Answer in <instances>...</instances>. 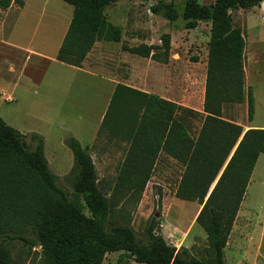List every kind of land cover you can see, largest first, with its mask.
<instances>
[{
    "label": "trees",
    "instance_id": "16d2710c",
    "mask_svg": "<svg viewBox=\"0 0 264 264\" xmlns=\"http://www.w3.org/2000/svg\"><path fill=\"white\" fill-rule=\"evenodd\" d=\"M61 1L73 10L56 61L80 68L96 42L121 41L120 28L105 17V9L119 0ZM262 2L185 0L179 10L173 0H156L149 6L152 15L171 24L180 20L187 30L200 23L210 25L204 115L117 84L98 131L127 143L110 197L99 187L89 147L71 136L65 138L73 165L62 178L70 186L64 189L44 156L43 137L22 134L0 118V264H17V245L27 249V258L39 254V264H103L104 257L115 252H123L115 264L125 258L137 264H225L224 249L256 161L264 154V129L244 130L221 118L222 104H241L244 94L243 41L231 12ZM16 3L0 0V9ZM170 41V34L165 33L160 46L122 44V50L167 64ZM253 117L254 99L248 89V121ZM196 118L201 125L192 138L190 121ZM160 153L183 166L175 198L200 205L195 224L206 236V260L157 235L155 218L137 236L119 208L122 198L125 204L139 201Z\"/></svg>",
    "mask_w": 264,
    "mask_h": 264
},
{
    "label": "rangeland",
    "instance_id": "374dc122",
    "mask_svg": "<svg viewBox=\"0 0 264 264\" xmlns=\"http://www.w3.org/2000/svg\"><path fill=\"white\" fill-rule=\"evenodd\" d=\"M155 1L142 3L139 0H119L105 9L106 20L121 30V41L119 43L102 41L91 56V61L97 60L99 64L93 69L106 77L110 76L112 70L120 76L129 73L132 76L131 84H137L141 59L123 51L122 44L132 48L138 46L139 34L144 32L146 24H153L159 39L168 30H178L181 33H174L173 52H170L171 57L176 55L174 61L177 74L173 79L174 86L178 89V101L189 104L180 107L195 111L196 94L200 86L196 76L200 67L192 68L195 58L197 60L200 58L198 54L202 52L209 24L200 23L193 30H185L180 20L171 24L149 13V6ZM173 1L181 10L185 0ZM212 1L198 0L199 3ZM25 2L29 3L27 8L24 6ZM71 11L72 7L61 0H17V3L7 10H0V118L22 134L39 133V128L46 132L43 136L44 156L49 162L50 170L60 178L59 184L64 189H70L69 184L62 178L70 171L73 157L63 144L62 137L65 135L63 128L68 127L76 132L81 129L78 120L75 122V113L78 116L80 108H75L74 115H70L72 109L70 105L76 102V98L81 97L87 102L91 98V88L103 87L97 83L87 82L82 77H72L70 80H75L74 86L70 82L67 85L68 90H64L60 97L58 90L55 91L59 103L50 101L48 87L44 86L43 77L46 71L49 72L50 68L57 64L54 38H57L55 33L57 34L60 29L58 21ZM231 16L235 25H238L240 19L243 21L246 43L244 61L248 50L257 77L250 89L255 95V123L264 124V2L249 10L232 11ZM32 51H35L34 55H31ZM191 71L196 77L191 84L195 88L194 96L186 90V78ZM47 81L48 78L44 83L47 84ZM51 107L58 111L54 114H60L57 117L51 112L48 121L52 123H46L49 129L43 130L45 118H48L47 111ZM192 122V133H194L200 126V119L196 118ZM117 139L112 141L105 132L101 135L97 132L96 140L90 150L99 187L108 197L113 194L117 169L127 149V143L123 145L122 138ZM68 157L71 162L66 164L67 170L57 171L58 168L52 160L60 165L68 161ZM182 171L181 165H175L166 158L160 159L139 201L125 204L122 198L119 208H122L123 215L129 220V225L137 236H141L146 224L155 218L159 224L155 229L157 235L162 236L168 244L176 248L186 247L196 258L206 260L208 258L206 236L195 224L200 205L178 200L174 196ZM254 185L255 182L247 193L229 237L224 251L225 264H264V193L259 192V186H255L254 189ZM253 190L255 197L252 202ZM35 250L39 252V248ZM26 252L25 247L17 245L14 251L17 264H39V254H31L27 258ZM122 253L107 254L103 264H115ZM122 264L137 263L131 258H125Z\"/></svg>",
    "mask_w": 264,
    "mask_h": 264
},
{
    "label": "crops",
    "instance_id": "0c3cea01",
    "mask_svg": "<svg viewBox=\"0 0 264 264\" xmlns=\"http://www.w3.org/2000/svg\"><path fill=\"white\" fill-rule=\"evenodd\" d=\"M24 6H26V8H27L29 6V3L25 2ZM71 16H72V11L70 13H67V15L62 16L61 19H59V21H58V22H60V29L58 30L57 34L55 33V36L57 35V38H54V44L56 43V54H57V51H58V49L61 45V42L64 38V35L67 31L68 25H69L70 20H71ZM55 20H58V19H55ZM242 24H243V21L240 19L238 22V25H236V26L241 29V36H242V41H243V47H242V53H241V67H242L243 74H244L243 102L241 104L223 103L222 104V110H221V118L225 121H228V122H231V123H234L236 125L243 127L244 130H247L250 128L264 129V124H256L255 123V109H254L253 120L251 122H249L247 119V92H248V89L252 88V85H254L257 77H256V74H255L254 69L252 67L253 61L249 57L248 50L246 51V61H244L245 60L244 59L245 58L244 57L245 56V48H244L245 45H244V38H243L244 29L242 27ZM152 25L146 24L144 32H141L139 34L140 44H145L147 46H154V45L160 46L161 45L160 39L158 38V35H157V32L155 31V29ZM209 29H210V25H209V28H208L207 33H206L207 34L206 40L203 42L202 52L200 54H198V56H200V58L198 60L195 58L194 65L192 68V69H195L196 67H200L198 75L196 76V77H198V82L200 83V86L198 88V93L196 94L197 95L196 96L197 97V103H196L197 108H196L195 112H198L201 115H204L202 108H203V99H204L205 74H206V67H207V52H208L207 43L209 41V39H208ZM172 30L173 31L168 30V32H166L167 34H170V37H171V41H170V52L171 53L173 52L174 33L175 32L181 33L178 30H175V31H174V29H172ZM185 30H187V29H185ZM246 34L247 33H246V29H245V35ZM101 42L102 41H98L95 43L93 49L88 53L85 60L82 62L80 68L65 65L63 63L56 61V63H57L56 66L53 68H50L49 72L46 71L44 73V77H43V84H44V86L48 87L51 103H52V101L57 102L58 96L56 95L55 91L58 90L57 93H59V97H60L61 93L65 92L64 90H66V91L68 90L69 86H67V85H69L70 82H72V83L75 82V80H70V79H72V77H74V78L82 77V78H84L83 80H85L87 82H92L93 84L97 83V84H100L101 86H103L102 88H100L98 86L94 89L91 88L90 89L91 98H89V100L87 102H84L83 97H81L80 99L76 98V102H74L70 105L72 108L70 110V115L71 114L74 115L75 108H80L79 115L77 116L75 113V117H76L75 122H77V120H78L79 126L81 128L80 131L76 132V131H74V129H71L68 127L63 128V130L65 131V135H64V137H62L63 144H64L65 138L67 136H71V137L75 138L83 147H89V153H90V150L92 148L94 141L96 140L97 132L99 131L101 122L103 120V117H104L107 109H108L109 103L111 101L112 95L114 93V90H115V87L117 84H121V85H124V86L129 87V88H133V89L138 90V91L145 93V94L155 95L159 98L165 99V100H167L173 104H176L178 106L186 107L187 105H189L187 103H181L177 99L178 89L176 86H174L175 81L173 80V79H175V76L177 74L176 62L174 61V57L176 55L171 57V55L169 54V59H168L167 64L158 63V62L152 61L149 58L140 57L141 60H140L139 68H138L139 69L138 70V81H137V84H131L132 83V76L129 73L124 74L123 76H120V75L116 74L111 69L112 71L110 72V76L106 77L104 75L97 73V71H94L93 68L99 64H98L97 60L91 61V56L93 55L95 48ZM130 48H132V47H130ZM128 53H132V52H128ZM34 54H35V51H32L31 55H34ZM55 57H56V55H55ZM192 71H191L190 75L188 74V77L186 78V83H187V89L186 90L189 91L188 92L189 94H192L194 96L195 93L193 92V90L195 88H194V86H191V84L194 82L196 77ZM45 77H46V79L48 78L47 84L44 83L46 81ZM68 77H70V78H68ZM98 80H101V82H99ZM72 85L74 86V83ZM66 86H67V89H66ZM69 93H70V91L68 92V94ZM253 99H254V106H255V95L254 94H253ZM58 100H59V98H58ZM12 101H13V99H12ZM57 103H59V101ZM76 106H78V107H76ZM82 109H83V111H82ZM51 112H53V114H54L58 111L52 107L50 109H48V111H47L48 118L47 119L45 118V123H44L45 125H44L43 130L49 129V126L47 127L46 123H52V122L48 121L49 117H51ZM59 114L60 113L54 114V116L58 117ZM72 120H74V118ZM190 122L193 123L192 120ZM78 128H76V130ZM38 131H39V133H36V134H39L42 137L46 134V132L40 130V128ZM196 132L197 131H195L193 134L191 133L192 138L195 136ZM33 133H35V132H33ZM117 138L118 137L111 136L112 141L118 140ZM43 139H44V137H43ZM124 143H125V141H123V145H124ZM44 144H45V139H44ZM66 149H67L66 151H68V153H69L70 150L67 147H66ZM165 158L168 159L169 161H171L172 163H174L175 165H181L176 160H174L173 158H171L167 155H164L163 153H160L159 157H158V159L154 165V169L159 164L160 159L162 160ZM68 159H69L68 161L66 160V162H62L60 165H57L55 163V160H52V162L54 165H56V168H58V169H56L57 171H64V170H67L66 164L71 162L69 157H68ZM47 162H48V160H47ZM48 165H49V162H48ZM50 165H51V163H50ZM72 165H73V160H72ZM181 167L183 168L182 165H181ZM253 182H255L254 189H255V186H259L258 187L260 189L259 192L261 191L262 193H264V154H260L257 161H256L255 167H254L252 175L250 177V181H249V184H248V187L246 190L244 200H245V198H247V193H248ZM254 191L255 190L252 191V196H251L252 202H253L254 197H255V195L253 193ZM244 200L241 204L240 210L238 212V216L234 222L233 227L235 226V223L238 220V217L240 215V211H241V208L243 206ZM250 204H252V203H250ZM233 227H232V230H233ZM225 250H226V247H225L224 251Z\"/></svg>",
    "mask_w": 264,
    "mask_h": 264
}]
</instances>
